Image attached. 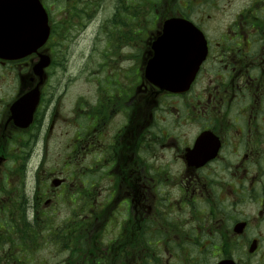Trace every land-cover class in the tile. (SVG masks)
I'll return each instance as SVG.
<instances>
[{
	"label": "flooded vegetation",
	"instance_id": "obj_1",
	"mask_svg": "<svg viewBox=\"0 0 264 264\" xmlns=\"http://www.w3.org/2000/svg\"><path fill=\"white\" fill-rule=\"evenodd\" d=\"M40 1L48 44L0 59V264H264V0ZM171 20L206 45L182 93L147 72Z\"/></svg>",
	"mask_w": 264,
	"mask_h": 264
},
{
	"label": "water",
	"instance_id": "obj_2",
	"mask_svg": "<svg viewBox=\"0 0 264 264\" xmlns=\"http://www.w3.org/2000/svg\"><path fill=\"white\" fill-rule=\"evenodd\" d=\"M26 9V10H25ZM26 15V17H25ZM31 15V18L28 17ZM33 15V16H32ZM2 23L11 28V24L14 23L13 33H8L6 30L1 34L0 32V56L5 57L9 55L10 57L18 58L23 55L31 54L36 48L34 46L37 45V41H34V37L36 34L42 38V42H44L49 33L48 27V19L47 14L45 13L43 7L38 2V0H0V25ZM29 27V32L27 31ZM15 28L18 29V32L14 34ZM175 29H190L189 36H183V39H188L192 43V39H196L198 34L195 28L186 25L185 27H181L180 24L174 27ZM26 29V31H25ZM14 34V35H13ZM169 35V34H168ZM175 38H179L177 34ZM28 40L30 43L28 44ZM11 41L16 44H13L17 49L16 51L10 52ZM42 44V43H41ZM184 48L181 47L175 50L173 54V58L171 59V64L169 67V71L172 72L173 79L164 78V80L159 81L158 86L162 89L171 90L173 92H180L184 90L194 77L197 72L199 65L201 63L198 58L200 54L204 56L206 49L203 46H197L194 48L193 46L182 43ZM174 45H179L178 42H174ZM18 50V51H17ZM188 55L195 56L193 59L189 58ZM168 62H170L168 60ZM173 63V65H172ZM47 61L43 62L39 65L40 68H44L47 66ZM173 66V68H172ZM172 68V69H171ZM156 76H161L159 73ZM27 103L25 106L23 104L20 105V110L25 111L27 109H31L30 116L36 107L37 103H34V107H28L31 104V101L25 99ZM31 121V118L30 120Z\"/></svg>",
	"mask_w": 264,
	"mask_h": 264
},
{
	"label": "rangeland",
	"instance_id": "obj_3",
	"mask_svg": "<svg viewBox=\"0 0 264 264\" xmlns=\"http://www.w3.org/2000/svg\"><path fill=\"white\" fill-rule=\"evenodd\" d=\"M84 47V44L81 45V49H83ZM74 51L72 50V56L74 55ZM85 67H87V64L86 62L83 60V53L81 52L78 56L76 55L75 58L72 59V61L69 63L68 65V71H67V74L65 73L62 76H59L61 78H66V80L68 79H72L71 76H75V75H78L79 79L80 78H84L85 77V74H84V70H85ZM83 70V71H82ZM77 83H75V85L72 86L71 90H70V95L71 97L74 99L75 96H78L79 94V90L81 88L80 85H77ZM68 106L70 108V102H68Z\"/></svg>",
	"mask_w": 264,
	"mask_h": 264
}]
</instances>
